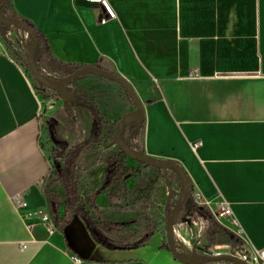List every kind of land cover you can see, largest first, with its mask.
Returning a JSON list of instances; mask_svg holds the SVG:
<instances>
[{"label":"crops","instance_id":"crops-1","mask_svg":"<svg viewBox=\"0 0 264 264\" xmlns=\"http://www.w3.org/2000/svg\"><path fill=\"white\" fill-rule=\"evenodd\" d=\"M82 1L4 0L41 35L42 73L63 79L97 67L128 81L145 108L141 152L179 163L205 201L231 205L233 217L216 223L264 249V0H109L113 20ZM87 77L100 78L76 81ZM73 85L43 90L27 57L0 43V264H184L162 230L117 247L78 216L53 220L50 231L14 207L23 196L30 212L49 213L48 130L75 146L97 127Z\"/></svg>","mask_w":264,"mask_h":264},{"label":"rangeland","instance_id":"rangeland-1","mask_svg":"<svg viewBox=\"0 0 264 264\" xmlns=\"http://www.w3.org/2000/svg\"><path fill=\"white\" fill-rule=\"evenodd\" d=\"M73 87L99 112L106 110L113 117L111 119L103 115L105 131L98 147L86 151L79 158L74 170L78 195L86 205L89 217L94 221L93 233L104 244L130 247L140 244L154 231L162 230L167 242V208L178 200L181 191L179 176L175 172L142 165L128 158L126 180H121V184L116 188L115 184H110L107 162L119 151L113 143L114 125L123 114L135 110L134 104L120 85L108 79L82 78L77 80ZM39 92L41 94V91ZM122 140L139 151L142 129L129 124L123 131ZM42 141L51 165L45 190L50 194L52 202L57 204L59 216H65L67 213L64 189L55 175V171L65 166V157L60 158L54 154V144L48 133L44 134ZM48 211L50 213L49 207ZM216 222L220 223L215 221L208 208L191 206L188 203L176 222L181 249L200 248L197 251L200 255H203L201 253L207 249L227 253L229 245H220L218 240H212L211 227ZM110 224H112L111 228L108 226ZM240 241L239 238L233 237V245L236 248L243 247Z\"/></svg>","mask_w":264,"mask_h":264},{"label":"water","instance_id":"water-1","mask_svg":"<svg viewBox=\"0 0 264 264\" xmlns=\"http://www.w3.org/2000/svg\"><path fill=\"white\" fill-rule=\"evenodd\" d=\"M82 3L91 4L86 1H82ZM3 4H4V0H0L1 7L3 6ZM0 25L5 27H15L21 29L27 32L31 36V42L27 51V61H28L30 73L39 85L51 91H62L72 86L75 83L76 79L79 78L80 76L90 74L100 78L108 79L114 83H117L124 89L126 94L129 96L130 100L133 102L135 110L127 113L117 123L113 135V143L116 145L118 150L122 152L127 158L159 170L175 172L181 180V191L178 200L175 203L171 215H169L166 220L167 243L170 251L174 254L176 259L183 262L184 264H217V263L245 264L244 262L232 256L226 255L221 257H213L208 255H200L193 252L191 249H181V246L178 247L176 245V239L174 234L176 222L178 221V218L185 204L191 203L190 180L186 171L179 163L165 159L154 158L145 153L136 151L129 144H127L122 140L123 131L129 124H134L138 128H141L145 122V108L140 98L138 97V94L136 93V91L128 81H126L122 77H119L118 75L112 72L97 67L82 68L66 78L49 80L43 75L42 71L37 66L35 61V54L38 47V36L36 31L21 19L3 15L1 12H0ZM50 133L52 138L54 139L55 133L52 129H50Z\"/></svg>","mask_w":264,"mask_h":264},{"label":"trees","instance_id":"trees-1","mask_svg":"<svg viewBox=\"0 0 264 264\" xmlns=\"http://www.w3.org/2000/svg\"><path fill=\"white\" fill-rule=\"evenodd\" d=\"M3 8L7 12L8 6L5 2L3 4ZM7 16L14 17L13 15L10 14H8ZM36 33L38 36V47L35 54V61L38 66V57L43 42L41 35L37 31ZM41 88L47 92H51V90L43 86H41ZM82 101L90 108V111L97 122V127L96 129H94L89 139L85 140L84 142L78 145L68 146L64 141L60 140L56 135L55 138L53 139L50 130H48L47 133L49 135V138L51 139V142L54 144V150H53L54 154L58 155L60 158L61 156L65 157V166L63 167V169L55 171V175L57 176V181L62 183L64 189L66 213L67 215L70 216L80 217L82 220H84L87 223L90 231L93 233V227H95L94 221H92V219L89 217V214L86 211V205L83 203V200L78 195L74 170L77 166L79 158L86 151H92L98 147L100 140L105 131V121L103 116L94 106L87 103V101L84 99H82ZM114 126L116 127V125ZM127 159L128 158L120 151H118L115 155L111 156L108 159L107 170L109 172L110 184L111 183L115 184V188L118 187L119 184H121V180L124 181L127 178L128 175V172L126 170ZM47 196H48V202L50 208V215L57 224H60L63 218L59 216L57 204L52 202L50 194H47ZM174 206L175 204L172 206V208L169 209V215H171ZM186 206L187 203L185 204L184 207ZM108 226L111 228L112 224ZM211 230L213 237L212 240L215 239L218 240V243L220 245H230L232 247H235L233 245L234 244L233 237L227 230L219 226L217 223H214V225L211 227ZM240 243L243 245L242 241H240Z\"/></svg>","mask_w":264,"mask_h":264},{"label":"built area","instance_id":"built-area-1","mask_svg":"<svg viewBox=\"0 0 264 264\" xmlns=\"http://www.w3.org/2000/svg\"><path fill=\"white\" fill-rule=\"evenodd\" d=\"M86 2L91 4H98L100 5L104 11L106 12L108 16V20H113L116 18V14L114 13L111 4L109 0H86ZM0 12L3 15H8L6 10L3 8V6H0ZM108 20H104L103 23H107ZM2 41H5L10 49L17 55L22 54L25 57H27V51L28 47L31 42V36L18 28L15 27H5L0 25V43ZM43 75L48 78L49 80H57L58 78L53 77L51 75L43 73ZM128 144V143H127ZM202 146L201 143L193 144L191 147L196 152L200 147ZM142 150V144L139 149V151ZM13 204L16 210L22 215V218L24 221L29 222L33 220L34 218H37L40 220L38 224L45 226L50 231H54L55 226L53 219L50 215V213H44L41 216H39L36 213H32L29 211V205L26 199L23 196H19L13 199ZM191 206H204L209 209L212 216L215 218V221H218L221 223L223 219H229L233 217V211L231 205L226 202L225 200L221 199L219 200L215 205H212L211 201H205L202 197V195L194 190L191 189ZM191 209V208H190ZM35 224L31 223L29 224V227H34ZM175 239H176V245L178 247L181 246L180 241V233L178 230L174 229ZM228 252L223 253L221 251H214L212 249L204 250L201 254L213 256V257H221L224 255L232 256L240 261L244 262L245 264H264V249H259L255 247L250 242H245L243 244V247L241 249L239 248H233L232 246L228 247ZM20 249L24 251L26 249V245L22 244L20 246ZM191 250L195 253H199L197 251L200 250V248H191ZM76 263H79V259L75 258Z\"/></svg>","mask_w":264,"mask_h":264},{"label":"bare ground","instance_id":"bare-ground-1","mask_svg":"<svg viewBox=\"0 0 264 264\" xmlns=\"http://www.w3.org/2000/svg\"><path fill=\"white\" fill-rule=\"evenodd\" d=\"M187 248V247H186Z\"/></svg>","mask_w":264,"mask_h":264}]
</instances>
